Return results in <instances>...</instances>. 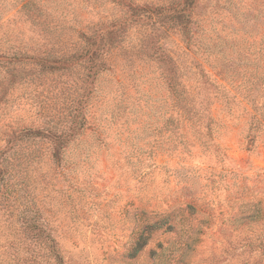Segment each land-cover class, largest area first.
Masks as SVG:
<instances>
[{
    "label": "rangeland",
    "instance_id": "obj_1",
    "mask_svg": "<svg viewBox=\"0 0 264 264\" xmlns=\"http://www.w3.org/2000/svg\"><path fill=\"white\" fill-rule=\"evenodd\" d=\"M25 1L0 0V264H264V111L213 99L214 121L184 122L152 56L175 60L178 90L196 84V58L230 91L229 61L264 63V0H199L191 55L154 28L142 46L141 24L93 77L73 58L79 32L122 8L32 0L19 12ZM12 49L22 57L8 63ZM251 94L264 103L262 86Z\"/></svg>",
    "mask_w": 264,
    "mask_h": 264
},
{
    "label": "trees",
    "instance_id": "obj_2",
    "mask_svg": "<svg viewBox=\"0 0 264 264\" xmlns=\"http://www.w3.org/2000/svg\"><path fill=\"white\" fill-rule=\"evenodd\" d=\"M107 2L120 6L123 10L122 16L105 20L97 25H92L86 32H79L82 37L81 39L84 40L85 46L78 55H73V58H87V63L90 65L88 70L90 72L89 77L96 76L98 73L106 70L104 64L106 57L116 47H121L125 41V37L129 35L133 26L136 28L145 25L147 28H150L148 33L144 32L146 34L140 40L142 42L141 45L146 48L150 40H153V38H149L151 34L153 35L151 28L155 30L159 29L160 31L163 30V33L166 35L169 33H177L185 45L187 55L192 54L190 51L191 46L201 42L202 36H199L198 17L195 14L199 0H156L154 3L146 2L143 4L138 3L137 0H107ZM32 3V0H26L19 9V12L26 10ZM152 54L153 58L164 61L167 66L166 71L169 76L167 75L164 80L167 82L168 102L171 108L179 111L178 114L181 115L184 122L208 125L214 121L208 111L211 100L213 99L223 101L227 107L229 104V110L232 105L242 106L243 104H249L251 110L254 112L256 110L264 111V103L260 104L258 102L259 96L251 94V91H256L261 86L264 90V63L260 64V66L254 63V69L248 71L246 70L248 60L229 61V83L231 85L229 91L219 83L217 78L211 77L207 72H202L203 70L198 67L195 61L196 58H194L190 64L199 71L195 79L196 84L192 87L184 84L182 89L178 90L177 88H180L181 85L177 82L176 70H178V66L175 60L169 56H165L166 59H164L163 55H158L156 52ZM3 56L8 60V63L20 61L19 59L22 57L19 51L15 49H12L7 54L3 53ZM249 67L253 66L249 65ZM214 69L216 68L214 67ZM185 82L188 84L187 80ZM246 86L254 87V90L246 89ZM255 103L257 105L260 104L259 107L254 106ZM243 112L245 115L249 113V111ZM172 119V115H170L169 121ZM252 119L256 118L253 116ZM73 124L74 130L83 127L82 123L77 122L76 117L73 118ZM66 136L67 134H63L61 138ZM59 138L53 142L57 152L61 150L67 141ZM38 229V233H41L39 227ZM42 236L41 234H37L38 238ZM51 255L55 259L59 258L58 253L54 249H51Z\"/></svg>",
    "mask_w": 264,
    "mask_h": 264
},
{
    "label": "clouds",
    "instance_id": "obj_3",
    "mask_svg": "<svg viewBox=\"0 0 264 264\" xmlns=\"http://www.w3.org/2000/svg\"><path fill=\"white\" fill-rule=\"evenodd\" d=\"M146 2L147 3H154V2H156V0H138V3H141V4L146 3ZM109 7H112V6L110 5ZM129 14L131 15V13H129ZM134 28H135V26H133L131 29H134ZM124 49L128 50L127 48H124ZM55 167L56 168H62L63 162L56 160Z\"/></svg>",
    "mask_w": 264,
    "mask_h": 264
}]
</instances>
